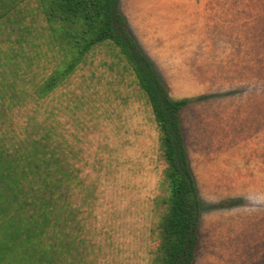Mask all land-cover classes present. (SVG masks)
I'll return each instance as SVG.
<instances>
[{
	"label": "rangeland",
	"instance_id": "obj_1",
	"mask_svg": "<svg viewBox=\"0 0 264 264\" xmlns=\"http://www.w3.org/2000/svg\"><path fill=\"white\" fill-rule=\"evenodd\" d=\"M182 112L201 198L195 264H264V0H121ZM54 50L37 0L0 21V143L50 131L77 173L67 264H152L167 166L145 96L97 53L45 99ZM72 262V263H71Z\"/></svg>",
	"mask_w": 264,
	"mask_h": 264
},
{
	"label": "trees",
	"instance_id": "obj_2",
	"mask_svg": "<svg viewBox=\"0 0 264 264\" xmlns=\"http://www.w3.org/2000/svg\"><path fill=\"white\" fill-rule=\"evenodd\" d=\"M25 0H0V21ZM49 30L54 63L35 88L45 99L101 52L133 82L150 105L167 166L159 243L152 264H195L201 198L192 171L182 112L191 98L174 99L119 9L121 0H37ZM50 131L9 149L0 143V264H67L75 238L69 193L76 171L66 164ZM73 216V217H72ZM72 263V262H71Z\"/></svg>",
	"mask_w": 264,
	"mask_h": 264
}]
</instances>
